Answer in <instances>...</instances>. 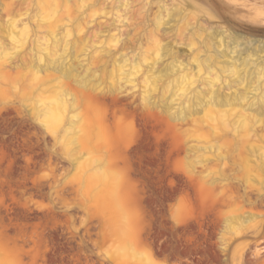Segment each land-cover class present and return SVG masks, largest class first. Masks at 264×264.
I'll list each match as a JSON object with an SVG mask.
<instances>
[{
  "label": "rangeland",
  "instance_id": "1",
  "mask_svg": "<svg viewBox=\"0 0 264 264\" xmlns=\"http://www.w3.org/2000/svg\"><path fill=\"white\" fill-rule=\"evenodd\" d=\"M259 145L264 0H0V264H264Z\"/></svg>",
  "mask_w": 264,
  "mask_h": 264
},
{
  "label": "bare ground",
  "instance_id": "2",
  "mask_svg": "<svg viewBox=\"0 0 264 264\" xmlns=\"http://www.w3.org/2000/svg\"><path fill=\"white\" fill-rule=\"evenodd\" d=\"M48 19V18H47ZM12 32V31H11ZM13 33V32H12ZM14 35V34H13ZM15 38V37H14ZM195 67H196V70L197 71H199V65L197 64V63H195ZM147 78H148V76H147ZM147 78L145 77V80L147 81ZM151 78V77H150ZM182 79V78H181ZM153 80V79H152ZM214 79H210V78H207V82L212 86V84H214ZM155 82V81H154ZM147 83V82H146ZM180 85V84H179ZM186 89L187 88H189L190 86H184ZM179 89H181L182 88V85H180L179 87H178ZM186 89H183L184 91L183 92H185V90ZM182 91V90H181ZM214 94H215V96L216 97H218L219 98V93H217V91L215 90V89H213V90H211ZM182 92V93H183ZM55 95H53V105L49 108V110H47V120H49V121H51V122H55V121H59L58 119H60V117L58 116L59 115V109H61V108H63V106L65 105V103L63 102V100L58 96V95H56L55 97H54ZM202 99V98H201ZM186 101L188 102V104L190 105V102H191V96L189 95V96H187L186 97ZM201 102V101H200ZM203 102H204V100H203ZM206 102V101H205ZM202 103V102H201ZM235 104H237L236 102H235ZM238 106V105H237ZM202 108V107H201ZM204 108V107H203ZM185 110V109H184ZM218 113V117L219 118H221V117H223L222 115L223 114H219V112L216 110V108H214V105H212V104H209L205 109H204V111H203V113H204V115H212L213 113ZM215 113V114H216ZM203 115V116H204ZM241 115H243V114H241ZM240 115V116H241ZM75 116V115H74ZM204 117H206V116H204ZM76 118V117H75ZM218 118V119H219ZM77 119H79V118H77ZM221 119H223V118H221ZM50 122V123H51ZM68 123H70L73 127H76V130H73V131H71L70 133L69 132H67L66 134H65V137L66 138H68V139H71L72 141H75V142H79L80 143V141H81V139L83 138V137H85L84 135H88L89 136V132H87V130H89V129H85L84 127H82L81 126V124L79 123V121L78 120H75V121H73L72 119H70L69 121H68ZM79 131H78V130ZM67 131V130H66ZM79 132V134H77ZM67 135V136H66ZM70 137V138H69ZM70 140V141H71ZM69 142V141H68ZM65 145L66 146H68V144H66L65 143ZM256 145V144H255ZM76 146H77V144H76ZM75 147V146H74ZM78 147V146H77ZM257 148V150H259V152H260V154H261V158H262V162H263V164H264V153L262 152V150H261V147H260V145L259 146H256ZM66 148H69V146L68 147H66ZM95 172H97L98 173V171H95ZM97 173H95V174H97ZM94 174V175H95ZM99 174L100 175H95L96 176V178L99 180V181H101L103 184H108L109 182H107L108 180L105 178V176L103 175L104 173H102V171H100L99 172ZM111 183V182H110ZM112 185V184H111ZM107 187V186H106ZM108 190V189H107ZM106 192H108L109 193V191H106ZM112 192V191H111Z\"/></svg>",
  "mask_w": 264,
  "mask_h": 264
}]
</instances>
